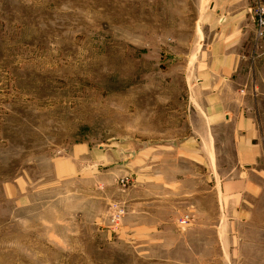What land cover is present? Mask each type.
I'll return each instance as SVG.
<instances>
[{
    "label": "rangeland",
    "instance_id": "obj_1",
    "mask_svg": "<svg viewBox=\"0 0 264 264\" xmlns=\"http://www.w3.org/2000/svg\"><path fill=\"white\" fill-rule=\"evenodd\" d=\"M261 5L252 47L224 78L261 154L239 174L236 133L219 128L210 182L203 159L176 150L187 138L208 148V0H0V264H210L194 230L264 231ZM238 178L256 188L231 194L224 183ZM205 187L212 195L196 199ZM113 204L124 208L115 226ZM148 209L158 232L132 239L126 228ZM245 248L243 261L257 258ZM218 253L213 264L236 261Z\"/></svg>",
    "mask_w": 264,
    "mask_h": 264
},
{
    "label": "crops",
    "instance_id": "obj_2",
    "mask_svg": "<svg viewBox=\"0 0 264 264\" xmlns=\"http://www.w3.org/2000/svg\"><path fill=\"white\" fill-rule=\"evenodd\" d=\"M255 0H208L209 9L205 15L204 25V46L205 52L199 55V61L209 64L207 67V79L203 82L208 88V104L203 107V119L200 125L199 142L203 143V139L207 144V150L195 149L193 147V139L187 138L176 149L186 154L178 153L180 157L188 159H203L202 169H205V175L209 174L210 182L214 179L215 153L210 148V140L215 141L217 130L224 126H232L235 136V155L237 172L241 174V167L250 168L253 171V166H256L261 154V149L258 143L255 142L254 123L251 119L243 116L242 113L234 114L236 109L231 106L232 98H237V93L224 82L227 73L233 74V71L239 66V63L245 58L244 51L248 47H252L250 35L254 33V16L252 13V3ZM264 8V6L261 5ZM258 8V7H257ZM256 8V9H257ZM210 79V81H209ZM239 110V109H237ZM241 112L243 111L240 110ZM196 132V131H195ZM198 143V141H197ZM203 162V161H202ZM213 165V166H212ZM230 189V193L237 195L240 192H245L247 189L252 191L256 185L251 180L240 178L224 183ZM213 187L208 190L207 187L196 190L195 198L201 200V197L212 195ZM193 195V194H191ZM196 207L198 201L195 200ZM207 214H196L192 225H199L198 229L203 226L205 216ZM180 216L176 221H178ZM161 223L157 215L152 210H147V216H144L140 223H133L130 229L131 238H137V234L141 232L144 238H150L156 235L158 229L153 226L155 223ZM135 224V225H134ZM248 235H251L254 241L246 242ZM190 235L196 238L201 248L207 254L211 255L208 260L210 264L214 262L215 254L235 255V260L231 262L229 257L223 264H264V231L243 232L236 230H194ZM216 240V244H215ZM216 245V246H214ZM248 248L258 250L257 258H249L242 260L240 251ZM216 251V252H215ZM218 251V252H217ZM224 259V257H223ZM234 260V259H232Z\"/></svg>",
    "mask_w": 264,
    "mask_h": 264
},
{
    "label": "built area",
    "instance_id": "obj_3",
    "mask_svg": "<svg viewBox=\"0 0 264 264\" xmlns=\"http://www.w3.org/2000/svg\"><path fill=\"white\" fill-rule=\"evenodd\" d=\"M256 38L262 39L264 37V8L258 6L256 10ZM129 179L122 178L120 184L125 187L128 184ZM112 214L110 217V222L112 225H118L124 215V208L120 204H113L111 206ZM189 221V216H184L180 221V225H186Z\"/></svg>",
    "mask_w": 264,
    "mask_h": 264
}]
</instances>
